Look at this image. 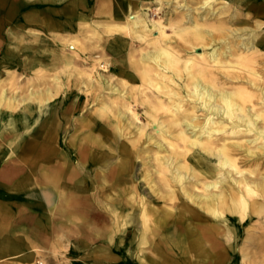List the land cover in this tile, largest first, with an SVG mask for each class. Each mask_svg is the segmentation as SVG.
<instances>
[{"label": "bare ground", "instance_id": "bare-ground-1", "mask_svg": "<svg viewBox=\"0 0 264 264\" xmlns=\"http://www.w3.org/2000/svg\"><path fill=\"white\" fill-rule=\"evenodd\" d=\"M99 5L108 11L96 24L108 35L103 55H82L83 26L70 45L76 54L51 76L54 87L45 75L46 87L10 95L0 79V124L5 117L7 127L35 130L42 121L30 159L44 163L39 194L53 199L60 227L65 217L76 233L115 245L106 264H251L245 248L254 247V260L264 262V0ZM74 68L95 82L83 91L93 89L99 105L98 133L81 142L65 140L68 100L51 103L65 86L63 71ZM251 218L259 224L241 253L236 241ZM189 219L196 225L182 228Z\"/></svg>", "mask_w": 264, "mask_h": 264}, {"label": "crops", "instance_id": "crops-1", "mask_svg": "<svg viewBox=\"0 0 264 264\" xmlns=\"http://www.w3.org/2000/svg\"><path fill=\"white\" fill-rule=\"evenodd\" d=\"M98 3L100 4V0L25 1L22 6L26 10L25 16L27 15L24 23L27 27L36 25L54 35V38L60 33L76 37L83 25L107 20L108 11L100 9ZM19 52L13 50L3 53V65L8 70L20 73L34 71L39 65L49 63L48 59L52 54L28 53L24 50ZM66 105H69V101ZM13 116L16 121L20 120L19 113H13ZM3 121L2 125L0 124V138L4 140L8 134L7 130L11 129L10 133L19 134L20 139L14 142V145L10 144L6 151V155L11 152L19 154L17 159L0 156V264H37L40 258L45 259L46 264H62L54 252L62 248H70L75 252L86 250L89 247L86 235L91 232L84 230L76 233L69 229L66 227L69 220L65 217L62 219L65 226L60 227V217L50 209L54 203L53 199L39 194L40 170L44 163L30 158L33 156L31 152L38 144L37 141L41 139L38 137L40 127L34 130L32 141H24L21 138L28 137L31 129H25L21 123L19 128L7 127L4 124L5 117ZM73 137L77 135L74 134ZM32 143H36L34 148L29 146ZM28 148L33 149L30 151ZM86 220L90 222L88 218ZM63 234L64 238L61 239ZM97 242H103L102 237ZM75 259L74 264H82L79 256Z\"/></svg>", "mask_w": 264, "mask_h": 264}, {"label": "rangeland", "instance_id": "rangeland-1", "mask_svg": "<svg viewBox=\"0 0 264 264\" xmlns=\"http://www.w3.org/2000/svg\"><path fill=\"white\" fill-rule=\"evenodd\" d=\"M25 1H29V0H0V79L5 80L3 83H5V85L7 86L8 93L10 95L14 94V95L23 96L28 94L30 88L34 87V89L37 90L39 88L46 87L45 83L43 84L44 82L43 78H45L44 77L45 75H47V79L49 81L48 85L54 87L55 86L54 80L51 76H54L53 74H55L58 71V68L62 67L64 63V58L67 57V55L72 57L76 54V53H70L72 52L70 50V45L72 41L75 39L74 36L69 34L62 35L60 33L55 36L56 38H54V35L47 33L46 30H43L40 27H37L36 25L29 27L25 25L24 22L26 21L25 18L26 10L23 9L22 7ZM31 1L34 2L36 0H31ZM154 7H156V5ZM166 10H169V8H167ZM231 11L235 12L233 8H231ZM243 11L245 13L246 12L248 13L249 9ZM164 13L162 14L163 18H166ZM172 16L173 18H175L176 14ZM229 16L230 14H226L224 15L223 18L227 20ZM257 18H258L257 16L253 17L251 25L253 26L256 25L254 21H256ZM98 22H95L93 24L88 23L86 25H83L85 29L83 30L82 33H80V40L82 46V49L80 50H83L82 52H86V53H82L84 57L92 56L91 57L92 59H96V57L104 54L103 53L104 49L107 47L104 41L106 40L105 38H107L108 35L105 34V32L99 26L96 25L98 24ZM95 29L97 30L96 33L98 35L94 36L95 38H91L93 37V32ZM102 39L104 41H102ZM13 50L16 51V53H20L19 52L20 50H24V52L27 51L28 53H52V54H51V58L48 59L49 63L46 64L44 63V65H39V67L34 71H29L27 73H20L16 70L10 71L3 65L4 62L3 53H10ZM136 50L137 51L134 50L135 51L134 53H136L135 57L139 58L142 52L141 48ZM62 51H64L65 53H60ZM127 52L130 53L129 51ZM109 57H112V53H109ZM56 61L60 62L59 64H56L57 67L55 65ZM258 66L263 67L264 64L259 63ZM83 67H85L86 72L93 73L90 66L85 65ZM43 68L48 70L46 71V74H43V72H41ZM62 74H63V81L65 83L64 84L65 86L63 90L60 92L59 96H56L51 103L52 104L57 103L62 101L63 99L69 101V105H65L66 106L65 108L68 107L69 111L67 108V111L63 112V116H64L63 125L66 128L65 130L68 131V135L65 134V140L68 137L69 139L73 138L74 134H76L77 135L76 138H78L79 142H81L82 139L88 138L98 133V132L95 133V125H96L95 119L97 118L96 112L99 108V105H97L98 103L95 101V95H96L94 94L95 91H93V89H91L90 91L87 90L83 91L87 86L85 83H88L90 85L91 83H95V82H92L91 79L88 78L87 74H80L77 68H74V70H72L71 73L63 71ZM77 82H80V85H76ZM80 88H82L81 91ZM73 91L76 92V94ZM71 92H73V94ZM79 92H81V96H78ZM96 92L98 93L99 91L97 90ZM69 94L72 96H69ZM75 102H79L78 103L79 106H76V108L72 110V106L73 104L75 105ZM35 108L37 109V104H35ZM139 110L141 113L143 112L142 108H140ZM3 112L5 113L8 112L5 107L3 108ZM19 112L20 111L17 110L13 111V113L16 114ZM143 120L146 121L144 117ZM41 122L42 121L38 123L39 127ZM7 131L8 134H6L7 135L6 138L4 140L0 138V143H1L0 156L6 155L7 153L6 151L8 149L7 147H9L10 144L14 145L13 143L16 142L18 139H20L19 134L16 135L13 134V132L10 133V131H12L11 129H8ZM150 133H151V129H148V134ZM69 134L71 135L69 136ZM33 135H35L34 130L28 132L27 135L28 137L21 139H24V141L25 140L32 141ZM255 144L256 143H254L253 145ZM6 156L8 159H12V158L17 159L19 157V154H14L13 152H11ZM153 163H155V161H153ZM244 166L247 168L251 166L253 168L254 167L257 168L256 165H250V164ZM261 168H262L261 171L264 172V167ZM27 194L25 193V195ZM192 222L193 219L185 220V222L182 223L181 226L182 228H185L188 227L190 223L193 226L194 224L196 225L195 222L193 223ZM258 224L259 222H257L256 218L254 219L251 218L243 226L240 235L238 236V239L236 241L237 245L241 249V253L243 247L244 248L246 247L245 242L250 234L249 230H251L252 228L253 229L257 228ZM170 227L173 226L170 225ZM173 228L176 229L175 227ZM182 228L179 230L180 233L186 231ZM170 233L171 232H169L168 229H164V230L162 229L163 236H170ZM86 236L87 239H89V244H88L89 247H87L86 250L75 252V250L70 248H62V249H57L54 252V255L61 261L62 264H74L76 260L75 259L76 256L80 257V261H82V264H106L105 262L106 258H108L109 256L113 257L118 252L115 248V245L106 248L105 246L107 243L105 244V242H97L96 240H92L91 239L92 233H89ZM129 237L127 240L128 243L133 238L131 232ZM186 243H189L188 239H186V241L184 242L179 241V243L169 242L168 246H175L177 244L180 247H184ZM245 250L251 253V255H253L252 258L253 261L251 264H264V262H261L262 258H259V256H257V258H255L254 260V257L256 255H261L260 253H258L261 251H259L257 248L254 247L250 251L249 249L245 248ZM239 258H242V254H240ZM206 263L210 264L211 261ZM37 264H46L45 259L40 258L37 261Z\"/></svg>", "mask_w": 264, "mask_h": 264}]
</instances>
